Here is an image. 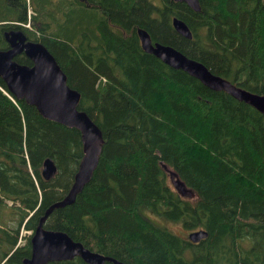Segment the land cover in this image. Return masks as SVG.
<instances>
[{
  "label": "trees",
  "instance_id": "16d2710c",
  "mask_svg": "<svg viewBox=\"0 0 264 264\" xmlns=\"http://www.w3.org/2000/svg\"><path fill=\"white\" fill-rule=\"evenodd\" d=\"M198 3L195 12L170 0H0V49L9 29L44 46L103 138L88 183L43 228L123 264H264V115L145 53L136 34L264 94V0ZM27 5L31 29L18 25ZM14 60L30 65L23 54ZM81 154L76 129L41 117L0 80V264L29 256L20 229L32 232L64 196ZM46 158L56 168L48 180ZM167 170L191 198L169 186ZM146 213L206 236L190 243Z\"/></svg>",
  "mask_w": 264,
  "mask_h": 264
},
{
  "label": "water",
  "instance_id": "95a60500",
  "mask_svg": "<svg viewBox=\"0 0 264 264\" xmlns=\"http://www.w3.org/2000/svg\"><path fill=\"white\" fill-rule=\"evenodd\" d=\"M183 2L197 12L198 0H170ZM172 29L180 36L190 39L191 33L186 24L171 18ZM141 49L159 59L173 69H179L195 78L206 88L223 91L237 101L244 102L264 115V94H256L239 88L229 81L212 74L201 62L188 58L169 45L151 42L148 33L136 29ZM6 49H0V80L12 98L22 100L33 106L38 114L52 122L79 132L82 154L77 164L72 182L64 196L52 202L43 211L37 224L29 235V256L22 264H46L54 261L71 260L78 257L85 264H123L111 257L102 255L72 240L65 232L42 227L46 217L53 209L73 203L77 193L88 183L97 165L103 138L99 128L81 110L77 109L80 94L68 87L66 77L52 55L39 42L27 40L20 29H9L3 34ZM23 54L30 65L20 64L14 60L16 55ZM55 165L46 158L42 162L41 176L50 179L55 173ZM172 189L182 197H190L187 189L175 174L167 170ZM206 236L204 230H194L186 234V240L197 243Z\"/></svg>",
  "mask_w": 264,
  "mask_h": 264
},
{
  "label": "rangeland",
  "instance_id": "374dc122",
  "mask_svg": "<svg viewBox=\"0 0 264 264\" xmlns=\"http://www.w3.org/2000/svg\"><path fill=\"white\" fill-rule=\"evenodd\" d=\"M153 2H157V0H153ZM28 6V5H27ZM29 7V6H28ZM30 8V7H29ZM31 11V10H30ZM26 14V17H27V13ZM32 15V13H29V17ZM27 19V18H26ZM30 24V22H29ZM30 29H31V25H30ZM167 182L169 184V186L171 187V183H170V180L169 178H167ZM172 188V187H171ZM191 198V196H190ZM8 203V202H7ZM9 204V203H8ZM146 216L148 218H153L154 219V222H156L157 224H161L163 223L164 220L160 219V218H156V217H153L151 215H149L148 213H146ZM165 226H167L170 230H172L175 234L177 235H180L184 238H186V234L188 233L187 231H185L184 229H182V227L179 225V224H176V223H167V222H164L163 223ZM31 231H28V230H23V229H20V235L23 236L25 235L28 236L30 235ZM23 243V240H20V244Z\"/></svg>",
  "mask_w": 264,
  "mask_h": 264
},
{
  "label": "built area",
  "instance_id": "2783aa9c",
  "mask_svg": "<svg viewBox=\"0 0 264 264\" xmlns=\"http://www.w3.org/2000/svg\"><path fill=\"white\" fill-rule=\"evenodd\" d=\"M29 13H31L30 8L27 6V20L24 23H19L21 27H24L26 29H30V24H29Z\"/></svg>",
  "mask_w": 264,
  "mask_h": 264
},
{
  "label": "flooded vegetation",
  "instance_id": "af4514ba",
  "mask_svg": "<svg viewBox=\"0 0 264 264\" xmlns=\"http://www.w3.org/2000/svg\"><path fill=\"white\" fill-rule=\"evenodd\" d=\"M7 1H12V0H7ZM6 48H7V46H6Z\"/></svg>",
  "mask_w": 264,
  "mask_h": 264
}]
</instances>
